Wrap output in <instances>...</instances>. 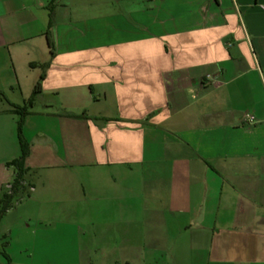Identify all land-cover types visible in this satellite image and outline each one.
<instances>
[{
    "label": "crops",
    "instance_id": "obj_1",
    "mask_svg": "<svg viewBox=\"0 0 264 264\" xmlns=\"http://www.w3.org/2000/svg\"><path fill=\"white\" fill-rule=\"evenodd\" d=\"M33 96L12 264H264V0H0V200Z\"/></svg>",
    "mask_w": 264,
    "mask_h": 264
},
{
    "label": "trees",
    "instance_id": "obj_2",
    "mask_svg": "<svg viewBox=\"0 0 264 264\" xmlns=\"http://www.w3.org/2000/svg\"><path fill=\"white\" fill-rule=\"evenodd\" d=\"M52 48V46H51ZM53 54V50L51 52ZM40 90V83L37 84L35 94ZM34 96L28 101L24 107H15L12 111L19 116L18 120V137L20 142L21 154L19 158L7 163L8 167H12L15 170V178L11 184V188L6 192L0 200V223L6 213L12 209L15 201L23 195L25 192V175L27 172L26 161L30 155V145L23 137V125L24 119L29 114V109L33 106ZM9 242L0 240V255L4 259L3 264H12V259L7 253V246Z\"/></svg>",
    "mask_w": 264,
    "mask_h": 264
},
{
    "label": "built area",
    "instance_id": "obj_3",
    "mask_svg": "<svg viewBox=\"0 0 264 264\" xmlns=\"http://www.w3.org/2000/svg\"><path fill=\"white\" fill-rule=\"evenodd\" d=\"M246 122H248L249 124H254L255 123V119H254V117H247L246 118Z\"/></svg>",
    "mask_w": 264,
    "mask_h": 264
},
{
    "label": "rangeland",
    "instance_id": "obj_4",
    "mask_svg": "<svg viewBox=\"0 0 264 264\" xmlns=\"http://www.w3.org/2000/svg\"><path fill=\"white\" fill-rule=\"evenodd\" d=\"M3 239H4L5 241H8V242L10 241L9 237H3V238H1L0 240H3ZM23 257L25 258V256H22V257L19 258V259H20L21 261H24L26 258L24 259Z\"/></svg>",
    "mask_w": 264,
    "mask_h": 264
}]
</instances>
